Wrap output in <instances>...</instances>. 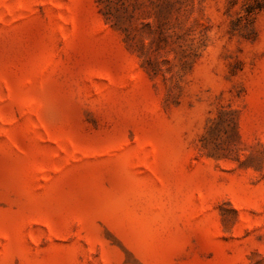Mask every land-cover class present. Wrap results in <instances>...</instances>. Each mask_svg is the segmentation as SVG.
<instances>
[{
    "label": "rangeland",
    "instance_id": "rangeland-1",
    "mask_svg": "<svg viewBox=\"0 0 264 264\" xmlns=\"http://www.w3.org/2000/svg\"><path fill=\"white\" fill-rule=\"evenodd\" d=\"M0 264H264V0H0Z\"/></svg>",
    "mask_w": 264,
    "mask_h": 264
}]
</instances>
